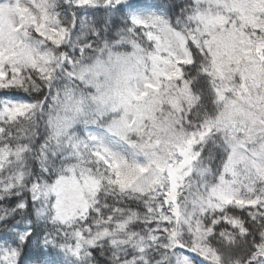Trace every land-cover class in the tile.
<instances>
[{
    "label": "snow or ice",
    "instance_id": "snow-or-ice-1",
    "mask_svg": "<svg viewBox=\"0 0 264 264\" xmlns=\"http://www.w3.org/2000/svg\"><path fill=\"white\" fill-rule=\"evenodd\" d=\"M0 264H264V0H0Z\"/></svg>",
    "mask_w": 264,
    "mask_h": 264
},
{
    "label": "trees",
    "instance_id": "trees-1",
    "mask_svg": "<svg viewBox=\"0 0 264 264\" xmlns=\"http://www.w3.org/2000/svg\"><path fill=\"white\" fill-rule=\"evenodd\" d=\"M165 2H166V0H139L141 7L160 5V4L165 3ZM25 97H26V94L19 93L14 98H25Z\"/></svg>",
    "mask_w": 264,
    "mask_h": 264
},
{
    "label": "rangeland",
    "instance_id": "rangeland-1",
    "mask_svg": "<svg viewBox=\"0 0 264 264\" xmlns=\"http://www.w3.org/2000/svg\"><path fill=\"white\" fill-rule=\"evenodd\" d=\"M145 7V6H144Z\"/></svg>",
    "mask_w": 264,
    "mask_h": 264
}]
</instances>
